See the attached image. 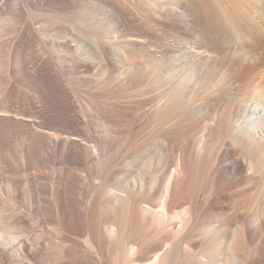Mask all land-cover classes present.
I'll list each match as a JSON object with an SVG mask.
<instances>
[{"label": "bare ground", "instance_id": "1", "mask_svg": "<svg viewBox=\"0 0 264 264\" xmlns=\"http://www.w3.org/2000/svg\"><path fill=\"white\" fill-rule=\"evenodd\" d=\"M7 1L0 0L1 25L12 22ZM12 1L27 21L11 31L0 26V264H264V206L255 207L256 216L250 219L254 210L226 204L232 190L237 194L264 191L260 174L264 170V66L257 63L250 73L248 64L249 57L264 48V0L243 4L168 0L165 6L132 0L141 24L151 22L146 15L151 9L150 14L158 17L155 22L165 29L175 28L174 20L192 19L198 27H211L217 39L207 36L206 49L165 55V69L152 65L148 70L153 85L165 83L157 117L166 119L195 95L209 105L192 109L205 118L203 133L195 136L197 148L191 151L189 145H182L175 160L162 157L157 165L152 153L162 154L157 141L169 149L167 137L151 139L142 149L120 155L129 146V136L111 130L104 121L107 134L98 131L83 108L85 129L80 128L70 118L73 106L65 99L71 93L63 92L52 74L55 71L65 79L83 63L93 69L108 66V56L118 53L124 63L113 83L118 91L105 87L103 92L111 99L128 95L138 82V68L129 56L136 43H122L120 33L108 47L106 39L82 33L88 17L107 11L124 25V12L105 0H94L89 5L92 14L80 21L71 12L84 0ZM247 15L251 23L245 24ZM40 21L55 23L57 37L63 33L60 25L66 29L70 37L62 36L64 41L52 44L73 50L71 66L57 64L55 58L65 56L51 53L44 39L40 45L45 58L35 62L28 51L27 32ZM229 29L237 33L229 37ZM2 31L13 36L10 42H4ZM24 87L29 90L26 95L16 90ZM96 95L101 97V91ZM225 111L228 117L223 122ZM113 121L114 126L122 125L116 118ZM114 169L122 173L116 175ZM43 170H48L45 178L53 186L40 183ZM107 171L115 177L105 175ZM76 172L84 178H75ZM95 178L102 179L103 185L93 186ZM107 191L111 192L106 195ZM218 204L223 205L222 211L213 217ZM231 216L237 219L232 229L224 224Z\"/></svg>", "mask_w": 264, "mask_h": 264}, {"label": "rangeland", "instance_id": "2", "mask_svg": "<svg viewBox=\"0 0 264 264\" xmlns=\"http://www.w3.org/2000/svg\"><path fill=\"white\" fill-rule=\"evenodd\" d=\"M105 1L113 6H117L119 9H121V11L124 12L125 17L127 18L126 24L122 25L123 22L120 23V21H116V17H109L107 11H101L100 15H95L96 17H88V19H86V23H83L84 25L82 27V33L94 35L96 39H100V37H102V39H106V45H108V47H112V45H114L113 38L118 37L120 33H122L123 36L122 43H136V45L131 46L129 56L131 57L132 62L138 68V72L135 71L138 76V82L134 87L130 89L128 95L127 93H124L111 99L106 96V92H103L105 87L107 90L111 87H116L113 86V83L116 80L115 78H117L118 75L116 71H122L120 68H123L124 65V63L118 58V53H112L111 56H108L110 57V64H108V66H105L104 64H99L97 65V68L93 69L88 64L83 63L79 65L78 68L70 70L72 71V75H66L65 79H61V76H59L58 73L53 71L52 74L55 75L56 78L59 80V84L62 91L65 93H71V97H65L67 102L73 106V112L71 113L70 118L75 121L77 120L76 122L80 123L79 127L85 129V126H83L84 117L81 112V109L83 108L87 114H91V121L97 127L98 131H100V129L104 131V127H102V121H104L106 125H110L111 130L115 129L117 131L126 133L130 138V143L127 149H122L123 151L120 150V155L124 156L127 155L129 151L134 152L135 149H142V146L147 141H151V139L157 140L160 137H167L170 141L169 149L165 148V145H161V142H156V146L159 148V151H161L162 156H159V153H152L154 156L155 165L159 163L158 161L162 157H167V159L170 158L172 160H175V158H177L179 148L182 145H189L188 148H190L189 150L191 151L196 149L198 143L196 141L197 139L195 136L198 132L203 133L205 118L202 116H197L196 113L192 112V109L196 106L202 107L209 105H207L205 100H203L202 96L195 95L193 97L194 99L185 104L184 107L173 110L169 117L166 118L167 121L165 119V115L162 118L157 117L156 110L159 102L158 99L163 94H165V83L160 84L159 86L153 85V78L151 75H149L148 70L151 69L152 65H158L161 66L162 69H165V55L169 57L178 54V52L193 50L197 51L198 48L202 47L206 49L205 45H207L208 43H205V40L203 39H205L207 36H211L212 38H214L215 36H213V33L215 31L212 30L209 26L199 25L198 27L194 25L192 19H189V21H185L182 19L181 22L178 20H174L173 23L175 24V28H172L171 30L165 29V27L159 26L155 22L158 17L152 16V14H150V12L152 13V10H148V8H145L149 11L146 13V15H149L151 22L141 24V22H139V17L137 16L138 13L135 9L134 3H132V0ZM151 1L163 6L169 3L168 0ZM239 1L241 4L245 3V0ZM187 2L188 1H184L183 4H187ZM90 3H94V0H84L76 6V9L72 10L71 14L75 17V20H78L76 19V17H78L80 21H84V17L92 14V11L89 10ZM6 9L12 15V22L8 23L7 25H1L0 23V26L3 29L11 31L13 29V26L19 28L24 23H26L27 18L25 17L24 11H19L18 7L13 5L12 0L7 1ZM106 9L110 8L106 7ZM247 18L251 20L249 15L244 16L245 24L251 23L250 21H248ZM97 26L99 27L97 28ZM55 28L56 24L53 22H36L34 24V29L27 32L28 51L31 52L36 58L35 62L38 59H41V57L45 58V55L43 54L40 45L41 40L44 39L47 41V49L51 53L65 56V59L64 57H62V59L55 58V62L61 66H71L72 62L70 61V59L73 58L71 55H76L73 50H71V52L66 51L64 48L53 46L52 44V42H62L64 41L62 40V36L70 37V35L64 33L66 29H62V25H60L59 28L63 33L60 37H57ZM2 33H4V31H2ZM236 33V29H229L227 31V35L229 37L234 36ZM4 35H6L5 38L2 37L4 42H10V39H12L13 36L8 35V33H4ZM211 37L210 39H212ZM212 40L217 41V39L215 38ZM199 41L203 43H200ZM70 45L74 47L76 46V43L74 42ZM86 47L88 48V50H90V52H94L95 50L94 47H92V45H88V43H86ZM0 50L3 49L0 47ZM67 53H70V56L67 55ZM248 60L250 61L248 64L251 67L249 71L250 73L253 72V67L257 63H262V66H264V48L257 52L255 55L249 57ZM95 73H97V76L100 77L97 78V76H92ZM110 73L112 74V77ZM87 79L89 81L87 83H84V80ZM72 85H78V87H82L83 91L82 89H74L76 87H72ZM71 87L72 89H74V91L77 90L74 93H76L78 96L73 93ZM27 89L28 88L24 87L17 88L16 90L26 95V93H29V90ZM85 89H88V91H92V93L86 92ZM97 90L101 91V97H98L96 95ZM117 91L118 88L116 87V92ZM213 106L214 105H211V109L213 112H215L217 109ZM220 112L223 113L222 110H220ZM224 113V116H222L223 119H221L223 122H225L228 117L226 116L228 115V112L225 111ZM125 114H128L130 118H126ZM96 115H98V119H96ZM114 118H116L120 123H122V125L114 126ZM98 123H100V125H98ZM168 125H174L176 127L168 129V127H166ZM104 133L107 134V131H104ZM216 133L217 132L215 131V134ZM102 136H104V134H102ZM114 137L117 138L116 135H114ZM151 147H153V145H151ZM117 165H120V167H124V165L120 163H118ZM174 165L175 163L172 164L171 169H174ZM113 168L114 166L111 169ZM46 171L48 170H43V172H40L43 177L40 180V183L42 185L50 187L52 185V180L45 178ZM155 171L156 168H152L151 173H155ZM262 171L263 172H260V174L261 181L263 183L264 170ZM114 172L116 173V175H120V173H122V169H114ZM108 173L109 172L107 171L105 175H107ZM72 175L75 178H84V174L82 172H76ZM114 177L115 176H112V179ZM93 184V186L100 187L99 185H103V180L95 178ZM162 187H160V190H162ZM110 192L111 191H107L106 195ZM229 194L232 199L228 203H226L228 207L234 208L236 210H241V208L247 207L249 210H254L251 211V213L248 212L250 213V216L248 217L250 219L251 217L253 218L256 216L258 209L263 208L261 205L264 206V191H261L257 194H248L247 192L237 194L235 190H232ZM154 195L156 196V194ZM45 198L49 201H53L52 196H45ZM148 202H150V200L147 201L146 204ZM255 203L259 204H257L258 207ZM255 207L258 209H255ZM222 208L223 205H216L215 210L211 212V215L213 217L215 215L217 216L221 213ZM250 219H248L246 222L248 227L252 226V222L249 221ZM224 224L227 225L230 229L235 228L237 226V219L232 216L228 217ZM254 232L255 234L257 233L253 229V233Z\"/></svg>", "mask_w": 264, "mask_h": 264}]
</instances>
